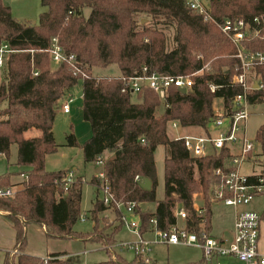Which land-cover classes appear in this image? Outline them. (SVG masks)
I'll return each instance as SVG.
<instances>
[{
    "label": "trees",
    "instance_id": "obj_1",
    "mask_svg": "<svg viewBox=\"0 0 264 264\" xmlns=\"http://www.w3.org/2000/svg\"><path fill=\"white\" fill-rule=\"evenodd\" d=\"M206 3L210 15L218 21L242 18L254 25L258 35L244 45L249 50L264 52V0H206ZM40 5L43 11L37 23L30 25L12 17L9 7L0 0V44L13 50L4 57L0 80V104H3L0 154L7 159L9 146L14 144L16 165L28 167L22 172L26 178L16 184L11 182L10 172L0 174V188L18 186L11 196L0 197V212L15 232L14 252L5 253L1 264H80L64 257L62 252L45 258L24 253L25 227L29 223L43 226L47 238L94 241L91 237L97 231L98 214L110 208L121 226L114 205L106 206L95 198L89 210L91 232L73 231L71 227L80 216V179L76 177L63 189L59 179L67 170L44 169L45 155L56 150L51 130L54 109L78 80L81 114L90 128V136L79 145L82 160L103 159L102 171L114 201L155 203L152 211L137 209L140 233L147 231L151 217L159 229L173 225V209L180 205L187 213L183 219L185 229L197 235L201 230L207 234L212 204L208 192L215 181L212 170L226 165L228 151L222 148L217 155L189 156L182 140L168 138L166 122L177 120L182 127L195 126L206 133L212 99L221 98L228 107L229 99L240 91L238 85L231 83V76L239 72L234 46L213 24L189 10L184 0H40ZM253 18L257 24L252 22ZM168 30H172L170 47H167ZM53 36L66 53L75 55L88 77L78 79L63 64L51 67L43 50ZM205 61L210 63L209 70L194 77L189 89L184 92L174 86L168 89V107L160 113L156 109L162 107L161 102L151 90L144 88L134 94L136 102L130 101L133 94L120 91L121 77L138 73L143 66L147 72L180 74L198 69ZM112 65L117 74L97 73ZM252 72L260 86L250 90L248 103L264 102V65H256ZM208 83L217 88L209 92ZM31 129L39 134L24 137L23 133ZM263 137L264 121L255 132L257 141L262 142ZM64 138L67 146H78L71 131ZM159 145L166 155L163 195L156 200L153 152ZM263 159L264 153L258 162L259 174L264 179ZM143 178L149 180V189L140 187ZM90 182L98 193L97 179ZM196 191L202 194V215H197L193 207L192 195ZM260 218H264V207ZM115 230L114 227L108 235L96 240L101 242L108 258L91 264H155L145 263L140 256L129 261L118 255L111 257L105 242H114ZM184 264L211 263L204 262L202 256L196 262Z\"/></svg>",
    "mask_w": 264,
    "mask_h": 264
},
{
    "label": "built area",
    "instance_id": "obj_2",
    "mask_svg": "<svg viewBox=\"0 0 264 264\" xmlns=\"http://www.w3.org/2000/svg\"><path fill=\"white\" fill-rule=\"evenodd\" d=\"M184 4L194 14L200 16L202 21L213 24L234 46V57L238 61L239 72L231 76V83L238 85L240 91L229 99L228 107L223 105L221 98L212 99V113L206 124V133L175 135L172 139L182 140L184 149L192 157L217 155L222 148L227 149L229 158L226 165L216 166L212 170L215 181L210 185L208 195L211 203H220L236 209L239 206H246L255 197L264 199V179L259 174V165L257 169L251 165L253 169L247 174L241 172L242 163L249 161L253 151V142L245 137V122L249 114V107L258 105L249 104L248 95L251 89L260 86L255 77L252 78V81L249 80V74L256 65H264V52L249 50L244 45L251 37L258 35V29L254 25L242 18H225L218 21L210 15L204 0H184ZM252 22L258 23L256 18H253ZM11 51L13 50L6 44H0V68L5 55ZM43 51L47 53L51 64L65 65L78 79L88 77L87 71L77 62L75 55L66 53L56 37H51L47 48ZM203 69H206L204 64L189 73L161 74L153 71L147 72V68L143 66L138 73L121 77L123 86L120 91L137 94L144 88L149 89L160 100L162 108H167L168 89L174 86L178 89L184 88L186 91L191 87L193 78L199 75ZM33 74L35 75L36 71ZM216 88L217 85L208 83L209 92H213ZM72 101L73 98L70 94L64 95L60 102V109L63 112H68ZM261 106L264 114V102ZM179 126L177 120L169 121L171 129H176ZM95 163L102 165L103 159L98 157ZM25 178L26 176H24ZM94 178L98 181L101 202L106 206L113 207L114 205L119 212L121 226L134 236L133 240L120 241L117 246L130 250L133 256L142 257L145 263H150L148 257L150 245L160 243L196 247L206 258H210L212 255L232 256L241 264H264V252H259L257 249L260 222V215L257 212L253 210L235 211L231 238L224 241L214 239L202 230L197 235L186 230L184 225H178L176 219L183 220L187 215L183 207L179 205L174 209L175 223L166 229L157 228L155 218H149L147 230L152 234V239L149 240L144 238L139 231V217L135 218L137 216L136 207L139 208V204L134 202L123 204L114 201L103 171L97 173ZM250 178L253 180L250 181ZM74 179L73 172L67 170L59 179V185L66 189ZM135 180H138L137 177ZM12 194V188H0V197ZM194 209L197 215H202V208L194 207ZM83 219L84 216H80V220Z\"/></svg>",
    "mask_w": 264,
    "mask_h": 264
},
{
    "label": "rangeland",
    "instance_id": "obj_3",
    "mask_svg": "<svg viewBox=\"0 0 264 264\" xmlns=\"http://www.w3.org/2000/svg\"><path fill=\"white\" fill-rule=\"evenodd\" d=\"M206 2V0H204ZM1 2L8 6L10 9V13L12 17H14L17 21L25 22L27 24L33 25L37 23L38 15L41 11H43V7L40 5V0H1ZM87 13V9L83 10V14ZM145 20H141L144 22ZM167 36V47L171 46V37H172V30L166 31ZM196 57L201 58L200 55ZM206 66V69L197 75L200 76L201 74L206 73L207 70L210 68L209 61H205L203 63ZM51 67L53 65L51 64ZM3 67L0 68V80L3 76ZM98 74L102 75H112L117 74V69L115 66H110L108 69H101L97 71ZM249 80L252 81L254 77V73L251 72L249 74ZM196 77V76H195ZM250 82V81H249ZM69 94L72 96L73 100L76 101L75 103H70V106H74L75 104H79L81 102V83L80 80L76 82L75 85L69 88ZM131 101H135V97L132 96L130 98ZM73 102V101H72ZM256 106L249 107L248 116L245 122V137L248 140L253 142V151L249 161H245L241 165V172L249 173L253 168H258V162L262 159V154L264 153V137L262 142L257 141L255 139V132L259 125L264 121V114L262 112V102L254 103ZM3 104H0V108H2ZM59 103L56 104V113L54 115V120L52 123V132H53V140L56 144V150L52 153L46 154L44 158V169L46 171H58V170H65L72 168L75 169L76 175H81V199L79 203L80 209V216L84 214V219L80 220L79 218L74 222L71 229L77 233H90L92 230L93 222L89 217V210L92 207V204L95 198L100 199L99 193H96L94 187L89 183L90 179H93L94 176L100 171L101 167L95 165L92 162H83L81 156V149H80V141L77 140L78 146H67L65 144V135L68 131L72 132L71 125L67 120V115L62 114L59 111ZM88 126V124H87ZM169 127V121L166 122V134L168 138H172L175 135L181 134H198L200 132L194 126L191 129H184L179 130L178 132L173 131ZM182 127V126H179ZM89 128V127H88ZM189 131V132H187ZM73 133V132H72ZM39 131L36 129H31L25 134V137L38 135ZM82 139H85L81 136ZM88 137V136H87ZM231 145V144H230ZM16 146L11 144L9 146V152L7 160L9 162H13L16 158ZM166 152L164 151L163 146L159 145L155 148L153 152V161L155 167V179L156 184L154 188L155 199H160L163 195V158L165 157ZM106 157V155H104ZM5 157H0V166L3 164ZM264 160V159H263ZM6 162V161H5ZM102 171V170H101ZM15 172V171H13ZM95 174V175H93ZM93 175V176H92ZM92 177V178H91ZM19 175L14 174L11 175L12 181L19 180ZM85 181V182H84ZM15 188H18L15 187ZM97 195V196H96ZM192 199L196 202L199 200L200 204H203L202 194L199 191H196L192 195ZM263 200L262 198L253 199L250 203L251 208L260 211L262 208ZM142 205V204H141ZM153 203H150L152 207ZM212 205V204H211ZM139 211L145 212L147 208L145 205L139 206L137 208ZM151 209V208H150ZM138 210L137 216L138 218ZM248 210V209H246ZM97 231L95 232V237L92 235V239L94 241H83L79 239H63L67 242L68 246H66L67 250H69L72 254L69 259L73 262L91 264L98 261H103L108 258L105 249H102L101 242L96 241L100 236L104 237L103 235H108L109 232L113 230L115 227V231L113 233L112 239L114 240L113 243L105 242V247L109 248V252L112 253L111 257L118 255L123 259L129 261L133 254L131 251L117 246L119 241H128L132 239V235L127 232L123 227H121L117 221V215H115L110 208H107L103 212L98 214L97 217ZM211 229L210 232H207V235L211 236L212 238L216 239L220 236L227 237L226 230L229 226V217L227 213V209L222 207L220 204H213L212 213L210 218ZM148 229V228H147ZM148 232V230H147ZM148 237V236H147ZM146 237V238H147ZM152 249L155 251V255L153 256L156 259L157 264H181V263H189V262H196L199 260L203 255L200 249L190 246H181V245H173L169 247H163L156 245ZM84 252L82 253V251ZM74 253H78L75 255ZM215 255L210 256V258H204V262L209 263L211 258ZM211 264H241L239 261L234 259L233 257H215L210 262Z\"/></svg>",
    "mask_w": 264,
    "mask_h": 264
},
{
    "label": "crops",
    "instance_id": "obj_4",
    "mask_svg": "<svg viewBox=\"0 0 264 264\" xmlns=\"http://www.w3.org/2000/svg\"><path fill=\"white\" fill-rule=\"evenodd\" d=\"M66 94H69V89L65 92L64 95H66ZM132 96H134V94ZM136 101L137 100L135 98V101H131V102H136ZM60 102H59V107H58L59 111L62 114L67 115L66 117H67V120L69 121V123L71 125L72 132H73V135H74L75 139L78 138L77 140H79V139L82 140V141H80V143H82L83 141H85L90 136V128H88L89 127L88 122L85 121L82 118L81 108H80L81 102L78 105L75 104L74 106H70L68 112H63L60 109ZM75 102L76 101L73 100V102H71V104L75 103ZM161 111H162V107H159V108L156 109L157 113H160ZM55 113H56V107L54 109V115H55ZM53 120H54V118H53ZM52 123H53V121H52ZM87 124H88V126H87ZM168 128H170V127H168ZM188 128L191 129L192 127H188V126L187 127H178L176 129H172V130L175 131V132H178L181 129L184 130V129H188ZM196 128L200 131V132H198V134H202V130H200V128H198V127H196ZM51 130H52V127H51ZM28 131H30V130H27V131H25L23 133L24 137H25V134ZM187 132H189V131H187ZM186 134H188V133H186ZM52 135H53V132H52ZM181 135H184V134H181ZM33 136H37V135H33ZM33 136H29V137H33ZM81 136H85V137H83L85 139H82ZM15 150H16V148H15ZM0 157H3V155L0 154ZM4 159L5 160H4L3 164L0 166V174L5 173V172H10L11 175H13V173L14 174H18L20 179L17 180V181H12L11 180V175H10L11 182L15 183V184L20 182L22 179H24L25 175L22 172L27 171L28 167L27 166L16 165V162H15L16 158H15V160L13 162H9L6 158H4ZM92 163H94L95 165L100 166L101 167L100 171L102 170V165L101 164H97V163H95V161L92 162ZM65 170H69V169H65ZM74 170L75 169H73V168L71 169V171L73 172V175H74L75 178L76 177H78L79 179L83 178L81 175H76ZM13 171H15V172H13ZM245 174H247V173H245ZM93 175H95V174H93ZM91 180L92 179L89 180V183L94 187V189L96 190V193H97L96 186L93 183L90 182ZM14 187H12L13 190H14ZM256 198H262V197H255L253 199H256ZM262 200H263V204H262V208L260 209V211H257L256 209L251 208V206H250L251 201L246 206H239L236 209H233V208H231L229 206H224V205H222L220 203H212V205L210 207L211 208V213H212L213 204H215V205L216 204H220L222 207L227 209V213H228V217H229V226H228V228L226 230L227 237L220 236V237H218L216 239H221V240H224V241L225 240H230L231 233H232V221H233V216H234V212L235 211L248 209V210H253V211L257 212L259 215H261L263 207H264V199L262 198ZM143 205H145L147 210L152 211L154 209L155 203H153L152 207L150 206V203H146V202L139 204V206H143ZM177 206L178 205H175V207H177ZM200 206H201V204H200L199 200L197 202L195 200H193V207H200ZM175 207H174V209H175ZM174 209H173V211H174ZM83 216H84V214H83ZM210 218H211V215H210ZM176 223L178 225H183V220L176 219ZM210 229H211V223H210ZM209 232H210V230H209ZM142 236L144 238H146L148 236L146 239H149V240L152 239V234L150 232H147V231L142 233ZM133 239H134V236L132 237L131 240H133ZM131 240H128V241H131ZM14 241H15V232H14V229L12 227V224L4 216V214L2 212H0V264L3 261L5 253H13V251H14V249H13ZM65 242H67V241H65L63 239L47 238L45 236L44 227L43 226H41L39 224H35V223H29L25 227V245H24L23 252L26 253V254H29V255L37 256L39 258H45L47 255H49L51 253H59V252L61 253L62 252V253H65L64 257L69 258V257H71L72 253L69 250H67L66 246H68V244H67L68 242L67 243H65ZM156 245L163 246V247H166V248L169 247V246H173V245H166V244H160V243H152L150 245V249H149V252H148V257H149L150 262H154L155 264H157L156 263L157 261L153 257L155 255V251L152 249V246L154 248ZM102 249H104L103 246H102ZM257 249H258L259 252H264V218H260V222H259V235H258V240H257ZM83 252H84V250L82 251V253ZM74 254L77 255L78 253H74ZM215 257H217V255L212 257L211 261ZM218 257H232V256H218ZM80 264H85V263L83 262V263H80ZM181 264H184V263H181Z\"/></svg>",
    "mask_w": 264,
    "mask_h": 264
},
{
    "label": "water",
    "instance_id": "obj_5",
    "mask_svg": "<svg viewBox=\"0 0 264 264\" xmlns=\"http://www.w3.org/2000/svg\"><path fill=\"white\" fill-rule=\"evenodd\" d=\"M180 92H184V88H179ZM140 187L144 188V189H149L150 188V182L147 178H143L141 180V182L139 183Z\"/></svg>",
    "mask_w": 264,
    "mask_h": 264
}]
</instances>
